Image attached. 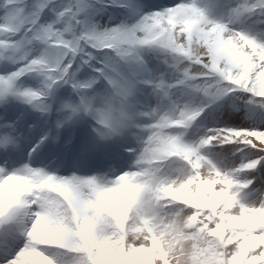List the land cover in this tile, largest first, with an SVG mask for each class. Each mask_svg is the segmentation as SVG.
<instances>
[{"label":"snow or ice","instance_id":"obj_1","mask_svg":"<svg viewBox=\"0 0 264 264\" xmlns=\"http://www.w3.org/2000/svg\"><path fill=\"white\" fill-rule=\"evenodd\" d=\"M0 264H264V0H0Z\"/></svg>","mask_w":264,"mask_h":264},{"label":"rangeland","instance_id":"obj_2","mask_svg":"<svg viewBox=\"0 0 264 264\" xmlns=\"http://www.w3.org/2000/svg\"><path fill=\"white\" fill-rule=\"evenodd\" d=\"M202 3L206 2V0H201Z\"/></svg>","mask_w":264,"mask_h":264}]
</instances>
